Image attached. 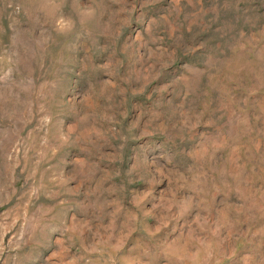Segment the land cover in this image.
Masks as SVG:
<instances>
[{
    "label": "rangeland",
    "instance_id": "rangeland-1",
    "mask_svg": "<svg viewBox=\"0 0 264 264\" xmlns=\"http://www.w3.org/2000/svg\"><path fill=\"white\" fill-rule=\"evenodd\" d=\"M0 264H264V0H0Z\"/></svg>",
    "mask_w": 264,
    "mask_h": 264
},
{
    "label": "clouds",
    "instance_id": "clouds-1",
    "mask_svg": "<svg viewBox=\"0 0 264 264\" xmlns=\"http://www.w3.org/2000/svg\"><path fill=\"white\" fill-rule=\"evenodd\" d=\"M98 11L99 8L96 6H84L80 13V17H81L80 22L85 23L87 21L94 19ZM68 23L70 26L74 27V23L71 20H69Z\"/></svg>",
    "mask_w": 264,
    "mask_h": 264
}]
</instances>
